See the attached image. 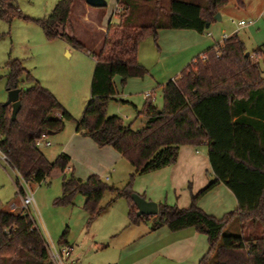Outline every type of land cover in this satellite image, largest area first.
<instances>
[{"label": "trees", "instance_id": "16d2710c", "mask_svg": "<svg viewBox=\"0 0 264 264\" xmlns=\"http://www.w3.org/2000/svg\"><path fill=\"white\" fill-rule=\"evenodd\" d=\"M76 0H59L50 14L34 18L48 40L61 37L79 49H87L66 30ZM228 0H117L119 22L109 24L96 59L91 84L92 97L81 119L60 102L53 91L31 75L23 60L6 63L7 90L19 88L21 110L12 119L10 105L0 103V150L30 183H42L53 169L63 172V193L55 202L72 205L77 194L85 197L84 210L89 222L107 205V191L129 200L130 223L151 221L152 229L169 226L173 231L194 228L208 238L210 248L201 264H264V230L261 236L226 235V227L238 218L245 232L250 224L264 227V76L260 59L264 44L253 53L237 35L223 44L209 47L174 79L162 86L164 107L148 96L139 114L146 123L136 129L120 115H108V104L119 92L115 78L124 86L131 77H145L138 51L143 39L155 40L162 28L196 30L205 33ZM243 5V0H237ZM24 16L17 0H0V19L12 22ZM211 26V25H210ZM64 28V30H61ZM4 34H0V39ZM203 56H207L204 60ZM29 86L21 87V83ZM125 102V101H123ZM69 120L77 131L97 145L111 146L135 168V174H148L177 161L182 145H208L209 160L216 178L193 194L188 208L159 204L157 215H137L132 184L117 188L97 174L81 179L66 174L71 156L61 153L50 161L38 145L42 135L65 129ZM224 183L236 196L238 207L218 218L204 211L198 201ZM9 230V232H7ZM60 244H67V233ZM50 261L45 237L28 213L0 210V264H46Z\"/></svg>", "mask_w": 264, "mask_h": 264}, {"label": "crops", "instance_id": "0c3cea01", "mask_svg": "<svg viewBox=\"0 0 264 264\" xmlns=\"http://www.w3.org/2000/svg\"><path fill=\"white\" fill-rule=\"evenodd\" d=\"M117 7L118 4L116 0V8ZM114 13H117L116 9ZM113 16L114 15L109 18L107 25H99L106 31H103V36L101 37V40L98 41V48L96 51H99L103 45V39L108 30V25L113 24ZM212 25L213 23L211 26ZM68 26L70 25L68 24L66 26V30L74 35L81 43H85L87 49H79L61 37L47 40L43 28L40 30L42 32L37 34L39 44H41L39 49H37V51L39 50V53L37 52V60H39V63L43 66V70L36 71L34 75L41 84L50 91H53L56 96H58V90H67L65 84L61 81L65 76L61 70L64 69V71H67V78L73 77L69 69L73 64L72 58L75 60L90 58L95 62L96 66V59L90 52V45L81 41V39L75 35ZM61 30H64V28ZM174 31L175 32H165L164 34V36L172 42L170 47H172L175 52L180 50L181 52L179 53L187 52V56L180 64L178 73L172 75L170 79L166 78L162 81H160L156 75H151L150 72L145 77H131L126 82V86L121 87L122 91L119 90L116 95V98L121 96L120 100L124 105L135 107L138 114L140 110V101L137 99V94L143 96L144 100L148 98V92L153 96L154 90L158 87V84L160 85L161 83L163 86L167 81L174 80L182 72L181 70L192 63L196 57L208 50L209 47L214 46V43L212 42L214 36L211 32L199 33L196 30L183 29H177ZM261 45L257 46V48ZM31 53L32 55H36L34 54L33 49L31 50ZM160 53H162V49H159V51H153L150 55V60L142 61L141 48L139 47L138 57L140 63L150 69L156 61H160ZM10 58L13 59L11 53H9L8 57L1 59L2 65H4L3 69H6V63ZM27 58L28 55H20L14 59L23 60L25 65ZM54 78H56L55 83H53ZM116 78V82H121V77L117 80ZM25 84L26 83H21L20 88L30 85ZM88 101L84 100L81 107V113H79L80 117H75L76 120L81 119L83 116L85 112H83V110ZM125 115H127V119H130V111L125 112ZM50 137L57 143V157L61 153L71 156L70 163H72L73 166L70 167L69 164L67 169L74 170L75 175L81 179H87V177L92 174L99 175L105 181L114 179L113 175H116L119 169V164L128 171L124 161L127 159H125L120 152H117L111 146H103L100 148L91 137L83 136L77 131V122L74 120L67 121L64 130L55 132L54 134H48L46 139L49 142H51L49 139ZM44 146L46 147L47 145L44 144ZM49 146H52V142ZM198 146L204 147L205 152L203 156L195 155L199 152V150H195ZM180 150L179 157L175 163L148 174H139L150 177V183H152L149 187H145V190L142 193L146 199L148 198L150 201L154 200L158 204H171L169 202H172L173 198H175L178 207L188 208L192 203L191 196L196 194L201 188L216 178L212 165L210 164L207 144L196 146L182 145ZM180 191H182V195L179 194ZM169 193H171V197H169ZM126 200L128 201L126 203H120L122 201L116 199V201L111 204H109L110 201L107 204H104L107 205L106 209L95 219L97 220L104 215L107 217V222L104 224L102 234L93 230L94 234H92L91 237L88 236L83 238V244L89 248L88 250L91 248H97V251L99 252L98 254H101L98 264H201L202 257L210 248L208 238L205 234L198 233L194 228H183V230L180 231H173L168 225L152 229V221H140L136 224H131L130 216L128 215L130 203L128 199ZM117 201H119V204H117ZM198 205L207 213L222 218L227 213H230L231 210H235L238 207V201L232 191L224 183H221L216 186L214 190L203 196V198L198 201ZM87 217L89 218L88 214ZM234 221H237L236 227L240 228L241 234L244 233L246 237L255 233L254 231L257 233L260 232V227L252 224H250L248 226L249 228L244 232L241 228L239 219L236 218L230 223ZM75 244L76 242L67 240L66 245L72 249L70 259L78 261L80 257L84 256V252L86 251L78 250V248H81L82 246L77 245L76 248ZM95 263L93 262V264Z\"/></svg>", "mask_w": 264, "mask_h": 264}, {"label": "rangeland", "instance_id": "374dc122", "mask_svg": "<svg viewBox=\"0 0 264 264\" xmlns=\"http://www.w3.org/2000/svg\"><path fill=\"white\" fill-rule=\"evenodd\" d=\"M17 1L22 13L29 16L31 19H27L24 16L14 18L12 22L0 19V34H4L3 38L0 39V103H5L9 97V92L6 88L7 79L4 77L6 69H3L4 65H2L1 59L8 57L9 53H11L12 58L20 55H28V58L26 59L27 61H25V66L31 71V75L36 77L34 73L38 70H43V66L39 63V60H37V52L39 53V50L37 51V49L41 46L37 34L42 32L40 31L42 28L39 23L33 19L49 15L50 11L59 0ZM167 2L168 0H163L164 4H167ZM243 2V5H239L237 0H228V2L220 8L218 13L221 15V20L215 19L212 22L213 25L205 32H211L213 34L214 39H212V42L214 45L219 43L222 44L225 40V36L229 37L232 35H237L242 39L245 42L246 48L250 52L256 50L257 46L264 44V0H243ZM115 9L116 0H106L105 6L97 8L90 6L86 0H76L71 10L70 26L68 27H70V30L74 32L81 41L90 45V52L96 51L98 48V41L101 40L103 33L106 31L99 25H107L109 18L112 15H114L112 23L119 22L120 14L114 13ZM241 20L254 22V24L242 27L240 26ZM174 30L175 29L162 28L158 31L156 40L153 35H148L141 42L140 48L142 61L150 60V55L153 51H159V49H162V53H160V61H156L150 69L147 67L150 74L156 75L160 81L166 78L170 79L172 75L177 74L181 62L187 56V52L179 53L181 50L175 52L173 48L170 47L172 42L164 36L165 32H175ZM31 48L36 55H32ZM74 60L75 59L72 58L73 64L71 65V68H69L73 75L72 78H67V71H64L63 68V70H61L65 75L61 81L65 84L67 90H58L59 93L56 97L65 107H67L68 111H70L74 117H80L79 113H81V107L84 100L88 101L91 97V84L94 76L95 62L90 58ZM260 64L264 76V57L260 59ZM55 79L56 78L53 79V83H55ZM117 79H119V76H117L116 80ZM25 83L27 85L29 84L27 82ZM116 84L117 88L121 91V87L126 86V84L122 86L121 82H116ZM162 89L160 83V85L158 84V87L154 90L153 94V101L160 108L164 107ZM120 97L121 96H118L116 100H111L109 102L108 114H119L127 124L133 123L134 128H142L145 125V116L138 114L135 107L124 105L121 102ZM137 99L140 101L141 110L146 100H144L143 96L140 94H137ZM85 108L83 112L85 111ZM129 111L131 113V115H129L130 119H127L125 112ZM49 139L52 142V146L45 147L44 144H40V149L45 152L50 160L55 161L58 155V146L54 139L51 137ZM195 150H199V152L195 154L197 156H203L205 152L204 147L202 146L196 147ZM124 161L128 171L119 164V169L116 175H113L114 179H109L106 182L117 188H125L128 183H131L133 194L138 193L145 198L142 193L145 190V187H149L152 184L150 183V177L135 174L132 178L135 168H132L127 160ZM71 166H73L72 163H70V167ZM66 170L67 175L74 171ZM62 179V170L55 168L46 181L39 184L30 183L35 191V202H37V210L35 207H30L31 216L35 218L37 226L46 234L51 245L62 246L59 241L65 234L64 232H66V239L68 241L76 242V248L77 245L82 246L81 248H78V250L86 251L84 252V256L80 257L78 261H73V259H70L69 261L65 260V264H93V262H97L95 264H98L101 254H98L99 252L97 251V248H91L88 250L89 248L83 244V238L88 236L91 237V235L94 234L93 230L102 234V229L105 222H107V217L104 215L90 223L84 210L85 198L82 194H77L75 196V203L72 205H63L55 202L56 198L63 193ZM17 182L16 171H14L13 168L8 163H5L0 157V210L9 211L13 203L21 204V195L18 192V187H16ZM179 194L182 195V191H180ZM113 197L114 193L107 191L103 198L102 205L107 204ZM169 197H171V193H169ZM119 201H122L120 203L128 202L125 197L119 198ZM119 201H117V204H119ZM169 203L177 205L175 198ZM155 219V217L151 218L152 223H154ZM236 226L237 221L230 223L225 230V234H241L240 228H237ZM263 230L264 227H260L259 233L254 231L255 233L250 235L261 236ZM215 263L216 262L214 261L212 262V264ZM47 264H52V262L49 261Z\"/></svg>", "mask_w": 264, "mask_h": 264}, {"label": "built area", "instance_id": "2783aa9c", "mask_svg": "<svg viewBox=\"0 0 264 264\" xmlns=\"http://www.w3.org/2000/svg\"><path fill=\"white\" fill-rule=\"evenodd\" d=\"M116 10H117V12L122 11L121 8H119V7H117ZM252 24H254V22H246L244 20L240 21V26H242V27L249 26ZM225 39H227L226 36H225ZM203 59L206 60L207 56H203ZM147 96H151V93L148 92ZM46 136L47 135L44 134V135H42L41 138H39L38 145L45 144V145L49 146L51 144V142L47 141ZM0 157L5 163H8L13 168V170L16 171V173H17L18 182L16 183V187H18V192L21 195V204L19 205L17 203H13L11 205L10 210L13 212H17V213H24V214L28 213L30 215V217L33 218L31 216V213H30L31 212L30 207H35L37 210V202H35V191L31 187L30 182H28L24 178V176H22L20 171H18L12 165L9 156H6L1 150H0ZM33 220L35 222V227L38 228L42 232V234H44L46 247L49 250V254H50V261L53 264H65V260L69 261L71 254H72L71 247H69L67 245H62V246H56L54 244L51 245L50 242L48 241L46 234L42 231V229L40 227L37 226V221L35 220V218H33ZM7 232H9V230H7Z\"/></svg>", "mask_w": 264, "mask_h": 264}, {"label": "water", "instance_id": "95a60500", "mask_svg": "<svg viewBox=\"0 0 264 264\" xmlns=\"http://www.w3.org/2000/svg\"><path fill=\"white\" fill-rule=\"evenodd\" d=\"M87 3L92 7H103L106 4V0H86ZM216 20H221V15L217 13L215 15ZM211 23L207 25L209 28ZM9 97L8 100L5 102V104L10 105L12 108V119H16L19 111L21 110V100H20V89L15 88L8 90ZM132 199H134V202L136 203L138 207L137 215H157L159 212V204L154 200H148L144 198L142 195L135 193L132 194Z\"/></svg>", "mask_w": 264, "mask_h": 264}]
</instances>
